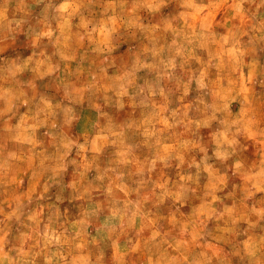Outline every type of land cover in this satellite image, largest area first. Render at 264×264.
Returning a JSON list of instances; mask_svg holds the SVG:
<instances>
[{
  "label": "clouds",
  "instance_id": "9594fccd",
  "mask_svg": "<svg viewBox=\"0 0 264 264\" xmlns=\"http://www.w3.org/2000/svg\"><path fill=\"white\" fill-rule=\"evenodd\" d=\"M0 264H264V0H0Z\"/></svg>",
  "mask_w": 264,
  "mask_h": 264
}]
</instances>
